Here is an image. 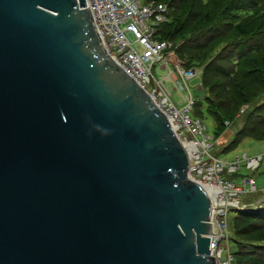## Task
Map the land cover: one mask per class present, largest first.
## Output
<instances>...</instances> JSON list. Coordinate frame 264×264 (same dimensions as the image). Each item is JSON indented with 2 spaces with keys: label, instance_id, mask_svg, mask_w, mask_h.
<instances>
[{
  "label": "water",
  "instance_id": "1",
  "mask_svg": "<svg viewBox=\"0 0 264 264\" xmlns=\"http://www.w3.org/2000/svg\"><path fill=\"white\" fill-rule=\"evenodd\" d=\"M188 166L85 0H0V264H216Z\"/></svg>",
  "mask_w": 264,
  "mask_h": 264
},
{
  "label": "rangeland",
  "instance_id": "2",
  "mask_svg": "<svg viewBox=\"0 0 264 264\" xmlns=\"http://www.w3.org/2000/svg\"><path fill=\"white\" fill-rule=\"evenodd\" d=\"M158 1L167 2V13L169 12L171 20L178 12L176 6H179L181 19L184 21L183 33L176 34L169 39L171 46L165 55L180 62L181 66H185V61L189 60L198 68L197 73L199 72L200 79L198 80L196 76L189 81L190 91L196 101L191 114L200 118L205 125V130L211 136L210 140L213 143L211 148L213 154L225 158L229 163L238 158L239 168L236 172L224 175L234 180L236 184H241L243 179L249 177L255 179L256 190H248L239 196L245 206L243 209H255L259 205L255 199L264 195V138H259L263 136L264 124L257 125L254 132L243 136L236 143L230 146L228 144L243 121L252 119L249 115L255 106L261 101L264 102V72L254 71L247 76L241 71L252 67L257 60H261L264 67V47L259 51L257 49L255 52H248L244 57L239 58V61L238 59L231 60L235 61L232 64L231 61L217 58V56L226 44L231 43L233 46L239 40L251 41L252 39H249L251 36L264 37V0ZM238 22L248 24L249 29L245 34L238 32L236 28ZM212 31L214 33L210 35ZM179 46L180 49H178ZM216 58L221 66L226 67L225 71L211 70L213 73L207 83L205 81L202 83L201 74L204 65ZM171 66L174 67L173 64ZM153 70L172 88L171 82L166 79L167 68L156 67L155 64ZM210 82L217 85L212 91L209 89ZM209 100H212L211 103L208 102ZM211 108L219 112L221 122H217ZM261 110L264 113V107ZM259 154L262 156L259 166L257 168L247 166V158ZM226 168L224 167L225 170ZM246 188H250L248 184ZM261 210L263 213L264 209ZM225 222L223 238L218 242L219 249L222 248V255L220 259L217 256L214 257L216 264H223L222 261L226 260L229 255L232 257L233 264H236L233 255L237 264H255V256L249 253L236 254L234 250L239 247L241 241L255 239L264 242V218L254 217L252 214L244 216L235 209L229 211Z\"/></svg>",
  "mask_w": 264,
  "mask_h": 264
},
{
  "label": "built area",
  "instance_id": "3",
  "mask_svg": "<svg viewBox=\"0 0 264 264\" xmlns=\"http://www.w3.org/2000/svg\"><path fill=\"white\" fill-rule=\"evenodd\" d=\"M85 1L108 53L143 86L171 118L182 143H189L191 152L183 143L189 152L188 176L214 188V193L210 195V249L212 255L220 259L222 248L219 249L218 242L223 238L226 228L225 218L230 210L245 207L239 196L248 190H256V183L253 177L243 179L241 184L226 177L239 168L238 158L229 163L225 158L213 154V143L205 125L200 118L191 114L195 97L190 91L189 81L196 76L200 79L198 68L181 66L180 62L165 55L171 41L156 37L159 24L167 18V3L158 0ZM155 64L156 67L167 68L166 79H169L172 88L155 74ZM246 164L252 168L257 167L258 157L247 158ZM224 167H227L226 170ZM222 262L233 264L230 255Z\"/></svg>",
  "mask_w": 264,
  "mask_h": 264
},
{
  "label": "trees",
  "instance_id": "4",
  "mask_svg": "<svg viewBox=\"0 0 264 264\" xmlns=\"http://www.w3.org/2000/svg\"><path fill=\"white\" fill-rule=\"evenodd\" d=\"M167 3V2H166ZM168 6V5H167ZM177 8V13L174 14V17L171 18L169 17V12L167 13V20L161 22L157 28L156 31V37L158 38H165V39H172L174 37V35L176 34H181L183 33V19H181V12H180V8L179 6H176ZM236 28L238 29V32L240 34H245L249 27L247 23H240L238 22L236 24ZM215 31V30H214ZM214 31L210 32V35H212L214 33ZM217 31V29H216ZM253 37V38H252ZM254 36H251L249 39H252L251 41H248L247 39H245L244 41H237L235 42V45H231L230 44H226V46H223L222 51L218 52V56L217 58H224L227 59L228 61L234 60V59H241L242 57H244V55H246L248 52H255L259 50H261V48L264 47V37H259L256 38ZM247 40V41H246ZM191 44V43H188ZM192 45V44H191ZM181 47L179 46L178 49H180ZM212 60L207 62L203 69H202V80L201 82L203 83L204 81L207 83V80H209V77L211 76V74L213 73L211 70H217V71H225L224 68H226L225 66H221L220 63L218 62V60ZM235 63V61H231V64ZM185 66H196L195 63L186 60L185 61ZM242 73L244 75H249L250 73H253L254 71L257 73H263L264 72V67L262 66L261 60H257L256 62H254V65L250 68H245L241 70ZM243 75V76H244ZM263 78V76L261 77V79ZM204 82V83H205ZM216 84H212V82L209 83V89L212 91L214 89V87H216ZM212 100H209L208 102L211 103ZM196 105V101H194V105ZM264 107V102L261 101L259 104H257L255 106V109H253V111L250 113L249 117L252 119H246L245 121H243L242 125L238 127V130L235 134V136H233L230 140V144H228V146H230L233 143H236L237 141H239L243 136L250 134V132H254L256 130V128L258 127L257 125L259 124H264V113H262L261 108ZM211 112L215 115V118L217 119V122H221L222 118L218 115L219 112H217L216 110H213L211 108ZM225 121V119H224ZM259 138H264V133L262 137ZM236 171L232 172L235 173ZM244 208V207H243ZM243 208H237V212L242 214V215H249L252 214L254 217H262L264 218V212H262L261 209H264V204H259L255 209H250L248 210L247 208L243 209ZM257 212V213H256ZM252 224V223H250ZM240 242V241H238ZM234 252L236 254H245V253H249L253 256H255L256 261L255 264H264V242L260 241V240H255V239H250L248 241H241L239 247H237V249L234 250ZM234 261L237 264L236 258L233 255ZM245 263V260H244Z\"/></svg>",
  "mask_w": 264,
  "mask_h": 264
},
{
  "label": "bare ground",
  "instance_id": "5",
  "mask_svg": "<svg viewBox=\"0 0 264 264\" xmlns=\"http://www.w3.org/2000/svg\"><path fill=\"white\" fill-rule=\"evenodd\" d=\"M170 118V117H169ZM170 120H171V118H170ZM183 143H184V145L186 146V148H189V150H190V152H191V149H190V147H189V143H187L186 141H183ZM203 185H204V187L206 188V190L208 191V193L210 194V195H212L213 193H214V188L213 187H211L210 185H208V184H205V183H202Z\"/></svg>",
  "mask_w": 264,
  "mask_h": 264
},
{
  "label": "crops",
  "instance_id": "6",
  "mask_svg": "<svg viewBox=\"0 0 264 264\" xmlns=\"http://www.w3.org/2000/svg\"><path fill=\"white\" fill-rule=\"evenodd\" d=\"M255 157H258V164H257V166H259L260 161L262 159V156L259 154V155L255 156ZM262 198H264V195L263 194L261 196H258L257 199H255L256 203L257 204H264V199H262Z\"/></svg>",
  "mask_w": 264,
  "mask_h": 264
}]
</instances>
